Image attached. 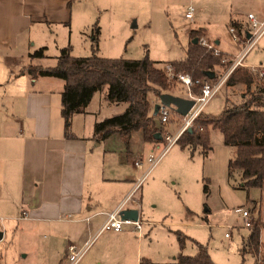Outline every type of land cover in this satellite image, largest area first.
<instances>
[{"label": "crops", "instance_id": "obj_1", "mask_svg": "<svg viewBox=\"0 0 264 264\" xmlns=\"http://www.w3.org/2000/svg\"><path fill=\"white\" fill-rule=\"evenodd\" d=\"M190 1L193 0L180 5L176 0H0V242L5 237L4 223L9 220L16 222L17 233L32 238V255L38 259L37 264H76L80 257L72 263L68 245L80 248L89 242V247L102 237L106 239L102 245H95L94 254L114 250L132 259L131 264H138L143 258L138 242L141 227L139 231L130 225H123L117 232L97 230L105 213L129 194L122 208L136 209L141 226L145 224L139 216L142 186L133 191L139 169L134 161L140 159L145 145L154 143L143 142L134 132L127 147L114 133L97 141L92 134L96 120L91 121L85 111L71 117L68 136H64L60 115L63 81L48 76L31 79L23 71L28 64L52 66L57 55L52 63H42L43 57L27 56L31 48L44 47L39 41L44 33L55 30L60 34L67 27L76 28L91 21L96 14L94 8L99 18L104 17V23L100 21L104 26L114 21L115 15L126 16L134 9L149 12L181 7L184 12L186 6H192ZM239 1L205 0L192 6L191 19L183 18L189 24L186 35L189 29H198L200 36L213 42L220 53L232 55L221 48L218 28L227 30L234 22L242 29L243 23L248 24L246 14L250 12L262 18L258 8L240 11ZM238 12L245 14L244 18L233 16ZM99 34L98 26L97 43ZM69 42L63 39L60 44L64 47ZM176 92L172 94L182 96V89ZM101 97L106 99L104 94ZM146 98L152 114L158 97L153 106ZM116 105L118 110L109 116L121 113L125 107L124 103ZM85 118L87 124L83 122ZM100 120L97 113V121ZM22 210L27 213L25 218L20 217ZM128 233L138 237L136 252Z\"/></svg>", "mask_w": 264, "mask_h": 264}, {"label": "rangeland", "instance_id": "obj_2", "mask_svg": "<svg viewBox=\"0 0 264 264\" xmlns=\"http://www.w3.org/2000/svg\"><path fill=\"white\" fill-rule=\"evenodd\" d=\"M184 1L176 0L180 5ZM204 1L193 0L190 3L194 7ZM160 2L161 0H159ZM237 6L244 13L248 9L255 11L254 9L258 8L257 13L262 14V18L250 13L256 20L264 21V0H256V3H253V0H240ZM93 10L96 13L95 16L89 22L84 21L82 26L78 25L74 28L72 25V27L62 30L60 34L53 30V32L44 33L40 37L39 41L44 46L42 63L53 62L54 55H58V50L62 47L60 43H63V39L65 43L70 40L69 46L72 55L73 53H77L79 56L90 55V32L94 23L100 27L98 52H96L98 56L141 59L146 54L147 58L155 61L156 66L160 68L169 61L184 58L188 40L185 30L189 24L182 17L181 7H177L176 10L158 9L149 12L144 11L143 8L134 9L126 16L117 17L115 15L114 21L112 20L111 23L104 26L101 25L104 17L99 18L95 8ZM232 14L236 19L241 16L240 12ZM244 16L245 14L241 17L244 18ZM95 20L96 22H94ZM246 24L243 23V27ZM217 31L222 37L221 48L224 51L232 55L242 53L241 45L237 40L228 37L225 28L220 27ZM57 35H59L58 38ZM199 38L202 37L199 35ZM205 41L209 43V41ZM35 49L37 47L31 48V51ZM221 54L224 64L223 67L216 68L219 75L229 69L235 59L230 54ZM242 64L248 66L250 71H252L251 67H258L256 70L264 73V33L256 44L244 54ZM169 82V91L177 93L176 91L182 89L181 95L184 97L183 85L175 80ZM105 90L106 87L103 86L99 91H96L85 107L86 109L83 110L91 121L93 119L97 121V113L103 119L108 117L112 111L118 110L116 104L109 103L106 99L102 100L101 96L102 94L105 96ZM244 90L242 85L225 86L223 84L208 99L201 113L210 116L218 114L225 104L239 102L240 95L245 92ZM147 97L153 106L157 100L156 95L149 92ZM178 121V118L171 114L168 121L161 126L157 117L154 118V124L161 133H172ZM78 122V120L75 121V123ZM83 122L87 124V119L85 118ZM72 131L75 130L72 128ZM134 133L139 135L137 132ZM208 140L209 148L205 151L199 146L181 149L177 143H174L163 152L139 182L138 186H142L139 216L145 224L141 226L139 238L134 233H128V238L135 252L136 237L139 239L141 257L157 264H164L178 253L193 255L196 250V242L205 247L211 261L215 264H254L253 258L249 254L241 255L239 251L248 233V227L242 225L240 212L243 209L249 211L250 226L264 221V186L261 189L262 200L258 205L259 213L256 215L255 209L249 210L250 205L246 201L256 199L259 191L255 188L238 187V170H235L230 178L228 177L226 165L232 155V149L222 143L219 131L209 129ZM135 144L133 143L131 146L134 147ZM162 145L163 143L159 141L145 145L141 150V165L135 173V176L138 177L136 180L147 169L146 158L148 156L157 157ZM204 185L205 191L203 190ZM4 225L7 227L5 237L0 242V264H37L38 259L32 255V238L17 233L15 221L8 220ZM125 229L129 231L128 228ZM176 233H180L184 239L181 249L178 246ZM224 233H227L228 236L224 237ZM105 239V237L99 238L96 242L97 247L102 245L101 243ZM107 239L110 240V238ZM259 240L264 244L263 227L259 231ZM95 245H90L76 264L132 263V259L129 260L128 256L114 250H105L96 255L94 254Z\"/></svg>", "mask_w": 264, "mask_h": 264}, {"label": "trees", "instance_id": "obj_3", "mask_svg": "<svg viewBox=\"0 0 264 264\" xmlns=\"http://www.w3.org/2000/svg\"><path fill=\"white\" fill-rule=\"evenodd\" d=\"M231 23V22H230ZM238 30L241 26L232 22ZM198 29H189L187 33L186 54L181 60L169 61L174 73L185 72L192 80L202 82L213 81L219 74L217 67H223L222 54L214 55L192 39H199ZM98 26L93 24L90 32V55L73 56L70 46L59 49L52 66L41 67L28 64L24 73L33 79L38 76L55 77L63 81L60 92V115L63 121V134L68 136L71 117L83 112L92 95L103 86L106 87L105 98L109 103H124L123 111L117 115L106 117L93 124L92 134L97 141L111 134H117L127 147L130 134L138 132L141 140L147 143H157L155 138L159 130L154 124L156 114H149L147 93L155 95L170 93V79L155 61L141 59L107 58L96 54ZM44 47H39L28 53L29 58H42ZM213 73L208 78L206 73ZM225 86L242 85L244 93L237 103L224 105L221 111L213 116L200 114L193 125L177 138L181 149L199 146L202 150L209 147L208 130L216 129L221 134L222 143L232 149V155L227 161V175L230 178L235 170L239 172L238 187L255 188L259 191L256 199L247 200L249 210L255 209L258 215L261 189L264 186V73L248 70L246 66L235 67L227 76ZM199 84L191 85L193 93H197ZM176 95V94H173ZM184 96V95H183ZM205 191V185L203 186ZM264 215V212H263ZM264 221L248 227V233L243 240L240 254H249L253 263L264 264V244L259 240L260 228ZM179 249L184 239L176 233ZM193 255L178 253L170 262L164 264H215L211 261L204 246L196 243ZM138 264H156L147 258H140Z\"/></svg>", "mask_w": 264, "mask_h": 264}, {"label": "built area", "instance_id": "obj_4", "mask_svg": "<svg viewBox=\"0 0 264 264\" xmlns=\"http://www.w3.org/2000/svg\"><path fill=\"white\" fill-rule=\"evenodd\" d=\"M194 8L191 5L186 6L184 12H183V18L185 19H191L193 15ZM246 18L248 20V24L238 30L234 26H228L227 32L229 37L232 40H237L238 44L241 45L242 53L236 54L233 57L234 63L229 69H226L224 72H222L215 80L208 81L204 80L202 82H199L198 80H192L190 76L185 72H177L174 73L172 67L165 63L164 67H162L166 77L170 80H175L179 84H182L184 87V97L192 100V105L189 107V109L186 111V113L182 116L177 115L174 113V111L163 104H160L158 102V107L156 110V117L158 120V123L163 126L170 117L171 114H174L178 118V123L176 125L175 130L172 133L163 132L160 131V142L163 143L162 148L160 149V152L157 157L152 158L151 156H148L146 158L147 162V169H145V172L142 174V176L136 180L133 191L138 187L139 182L144 178V176L149 172V170L154 166L157 159L163 154L164 151H166L170 146H172L177 138L190 128L195 119L198 118V116L201 114L203 107L205 103L208 101L210 97H212L224 84L227 76L229 73L237 66H244L242 64V60L244 57V54L247 53L257 42V40L260 38V36L264 33V21H258L254 18V16L251 13L246 14ZM198 44L206 47L207 49H211L214 55H217L220 53L213 42L207 43L202 38H199L197 40ZM222 62V58H221ZM258 67H251V70L253 72H257L258 76H261L262 72L257 71ZM193 84H199L198 92L193 93L190 89L191 85ZM140 159L134 161V166L140 168ZM130 194L124 198L115 209L112 211L105 213V219L99 229L97 230V233H100L104 230H111L114 232H117L121 230L123 225H130L132 226L133 230H140L142 222L138 219L136 220H129V219H121L118 215V212L120 209H122L124 203L129 198ZM27 216L26 211L22 210L20 211V217L25 218ZM240 216L242 218V225L244 227L250 226V214L247 209H243L240 212ZM227 233H224V237H227ZM89 245V242H86L82 247L77 248L74 245L70 244L68 245L67 249L69 253L72 256V263H74L81 255L82 253L87 249Z\"/></svg>", "mask_w": 264, "mask_h": 264}, {"label": "water", "instance_id": "obj_5", "mask_svg": "<svg viewBox=\"0 0 264 264\" xmlns=\"http://www.w3.org/2000/svg\"><path fill=\"white\" fill-rule=\"evenodd\" d=\"M196 42H197V39L193 38L192 43H196ZM206 75L208 76V78L213 77V73L211 72L206 73ZM157 97H158V102L160 104L170 107L174 111L175 114L180 115V116L184 115L186 111L189 109V107L192 105V100L182 97V96L173 95L170 93H159ZM157 107H158V104H156L153 107L154 114L156 113ZM187 130L189 131L190 129L188 128ZM155 138L160 139V134L156 133ZM118 215L121 219L136 220L137 210L133 208H122L119 210Z\"/></svg>", "mask_w": 264, "mask_h": 264}]
</instances>
